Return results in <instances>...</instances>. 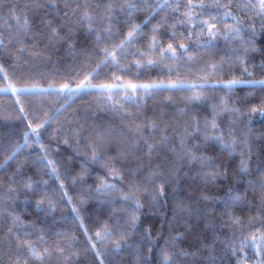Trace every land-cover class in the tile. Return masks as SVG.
<instances>
[{
  "label": "snow or ice",
  "instance_id": "6c2138e0",
  "mask_svg": "<svg viewBox=\"0 0 264 264\" xmlns=\"http://www.w3.org/2000/svg\"><path fill=\"white\" fill-rule=\"evenodd\" d=\"M41 9L45 15L40 24L46 32L29 19L30 11ZM52 12L58 15L53 17ZM139 15L144 19L138 23ZM258 34L264 36V0H0V50L9 55L15 51L17 58L28 51L32 64L31 70L24 68L17 75L0 62V95L14 98L16 118L26 121L28 128L23 143L16 144L0 164L3 169L25 155L0 181V219L6 221L0 223V236L4 237L0 264H81L82 258L88 264H153L159 244L151 240L150 228L140 229L142 210L166 204L168 189L185 166L189 171L195 168V175L188 179L199 181L197 202H203L205 208L213 201L215 204L209 211L197 208L193 212L190 205L177 203L176 213L188 217L180 216L181 227L190 232L195 216L198 222L205 221V230L213 235L205 237L195 251L180 247L185 232L171 236L160 249L159 264H264V164L251 168V129L238 135L255 113L264 116V106L240 107L229 95L237 86L264 92V78H243L254 76L248 62L250 54L257 51ZM81 35L88 46L77 50ZM221 41L230 48L223 55ZM57 42L67 44V52L80 70L45 87L43 81L48 77L35 64L51 63V50ZM236 66H243L240 77L234 74ZM259 67L264 76V63ZM102 69H107L105 82L94 83ZM132 69L134 75L126 80ZM153 69H159L166 79L134 82L141 72ZM165 91L190 93L182 99L187 104L205 105L207 110L190 114L192 109L185 106L170 118L163 111L149 115L147 101ZM217 92L223 95H212ZM92 94H97L100 113L110 116L87 111L81 116L79 109L69 112L76 99ZM30 96L41 98L34 110L21 100ZM163 103L175 102L169 95ZM50 125H54V149L40 141L41 131ZM33 138L35 149L29 143ZM61 143L71 150L69 160L81 161L75 175L62 171L53 158ZM216 149L221 155L227 153L229 159L240 149L238 174L247 178L243 194L229 189L217 199L210 191L230 175L227 164L208 154ZM36 150L38 155L32 158ZM28 164L36 166L34 175H29ZM97 164L103 165L104 173L87 189L94 197L82 196L73 204L66 180L70 177L73 186L86 183L94 170L89 166ZM125 177L131 178L126 186ZM49 180L56 181V190H51ZM22 194L26 207L34 200L35 209L45 215L61 204L70 205L85 246L77 247V238L67 232L57 233L51 245L43 235L33 240L35 225L26 224L16 212ZM93 198L107 202L113 211L109 220L90 234L79 206ZM116 204L121 207L117 209ZM239 206L247 209V218L235 214ZM40 244L45 246L40 248ZM144 248L148 256L143 254ZM126 251L130 261L121 256Z\"/></svg>",
  "mask_w": 264,
  "mask_h": 264
},
{
  "label": "trees",
  "instance_id": "16d2710c",
  "mask_svg": "<svg viewBox=\"0 0 264 264\" xmlns=\"http://www.w3.org/2000/svg\"><path fill=\"white\" fill-rule=\"evenodd\" d=\"M45 15L43 9L30 11L29 19L34 26L44 29V26L40 24V19ZM58 14L52 12V16L56 17ZM62 15V14H60ZM144 19L143 15L137 17L136 22H141ZM157 20L160 17L156 18ZM156 21L154 20L153 23ZM259 22L257 21V24ZM46 42V41H45ZM88 42L81 35L79 42L77 44V50L81 47H87ZM28 48H31V45H28ZM256 48L257 51L253 52L249 56L248 69L249 71L254 72L253 77H243L244 79H261L264 78L261 74L260 65L264 63V36L257 35L256 37ZM220 55H223L225 52L230 51L229 47H226L221 41L219 43ZM52 62H42L37 61L35 67L39 72L43 73L48 79L43 81V86H47L48 83L63 81L66 77L65 74L69 72L79 71V64L75 58L67 52V44L62 42H57L55 48L52 50ZM220 55L216 56V59H220ZM83 58H81V62ZM0 62L5 64L6 68L11 71H15L17 75H20L22 69L28 68L32 69L31 57L29 52L26 51L23 57H16L15 51L11 52V55L0 50ZM15 66V67H13ZM92 67H95L93 64ZM243 66H236L235 75L237 77L241 76V69ZM107 69H102L100 72V79L94 81V83L105 82V73ZM59 73V75H56ZM135 73V69H132V72L128 74L126 80L131 79ZM110 75V73H109ZM82 78V77H81ZM158 78L166 79V77L160 74L159 69H153L151 71L144 70L141 72L139 80L134 82H150L151 80H156ZM227 78H231L229 75ZM123 93H120L122 95ZM171 95L174 100V104L165 106L163 103L164 97ZM186 95H191L190 93L175 92L169 93L167 91L158 95L157 98L149 99L147 101L146 111L149 115H152L154 112L163 111L170 118L178 112V108H183L185 106L192 109L190 114H198L206 111L205 105H191L187 104L182 97ZM212 95L222 96V92L213 93ZM232 97V103L237 104L240 107H249V106H264V92H261L259 88L253 90L248 87L237 86L229 93ZM40 97H22V103L28 108L36 109L39 106ZM14 98L9 95H0V164L3 163L5 156L8 152L15 147L18 143H23L24 133L28 131L27 122L17 119L18 107L13 104ZM97 94L92 95H83L80 98L75 100V103L72 105V109H69V112L79 109L80 115L83 116L85 111L90 115H109L100 113L97 108ZM63 103V101H60ZM67 115V113H65ZM226 119V118H225ZM117 125L120 124L119 120H116ZM54 125H50L48 129L42 130L40 134V141L45 145H50L53 149L56 147L55 143L51 140V131ZM248 128L251 129L250 140H251V168L254 170L258 165L264 164V116H261L259 112L255 113L252 116L250 124L238 135H243L248 132ZM35 138L30 140L31 148L35 149L36 145L33 142ZM29 149H25V153H28ZM240 149L237 150V154L234 159H229L227 153L221 155L219 150L210 151L209 155H214L218 157V162L221 164H227L229 168V178L226 182H223L220 187L212 189L210 191L216 196L217 199L226 196L229 192V189H235L238 193L243 194L247 188V183L245 179H241L238 174L239 165H240ZM71 150L65 149L64 145L61 143L60 151L54 154V159H56L59 164L62 166V171H70L71 175H75L79 171V165L81 163L79 158L69 160V155ZM38 155V150L31 153L32 158H35ZM25 160V155L18 156L17 160L11 161L8 166L3 169H0V181L5 180L7 175H10L17 164ZM26 167L31 168L29 175H34L37 171L36 166L28 164ZM90 169H94L91 172V176L87 177V182L84 184L77 183L73 186L70 182V177L66 180V188L69 192V195L72 197L73 204H77L78 200L82 196L92 195L93 193H88L87 189L89 185L95 186L98 183V179L102 178L104 173V168L102 164L90 165ZM119 167V165H118ZM187 174V175H186ZM195 175V168L189 171L188 166H185L184 169L180 172L179 177L173 181L172 186L169 187L166 194V204L164 206H157L155 208L146 206L142 211L143 215L141 217L140 229H151V240L159 244V248L156 249L155 254L153 255V264H159L160 260V249L165 246V243L169 240L171 236L177 235L179 232H185L181 227L183 221L180 219V216H183L185 219H188L186 213H180L179 215L175 211V205L179 202H183L185 206L190 205L193 212L197 209H204L205 211L211 210L215 201L211 202L207 208L203 202H197L199 197V181L188 179V176ZM36 179H41L40 175H35ZM63 178V177H62ZM43 179H48L47 176H44ZM130 177H125L124 184L125 186L129 183ZM111 182V180L109 181ZM49 185L51 190H56L57 184L54 180H49ZM3 189L0 188V192ZM57 198H59L60 193L55 192ZM25 196L22 194L17 201L16 212L22 215L26 224H33L35 228L33 229L34 235L33 240L38 236L43 235L45 240L49 245L52 244L54 240L57 239V233L67 232L70 235H74L77 238V247L85 246V237L83 232L78 227V223L74 222L71 206L68 204H61L54 213L50 215H45L42 212H38L35 209V201L33 200L32 206L26 207L22 201H24ZM248 200L252 199L251 194L247 197ZM81 208V218L85 221V226L90 229V234L101 226L105 221L109 220L110 214L113 209L108 205L107 202H102L96 198L86 200L83 205L79 206ZM115 207L118 209L121 207L120 204H116ZM118 215H123V213H117ZM235 214L244 216L247 218L248 212L247 209L243 206H239L235 209ZM217 215H219V209L217 210ZM192 230L190 232H185L184 238L179 242L180 247L195 251L197 247H200L201 242L205 237H211L212 232L205 230V221H199L198 218L193 216L191 218ZM0 223H6L0 219ZM112 224H116V220L113 218L111 220ZM121 224L123 221L120 222ZM139 234H137V239H139ZM3 240L4 237L0 236V255L3 254ZM210 242V240H209ZM45 245L40 244L38 247L43 248ZM143 254L148 256L147 248H144ZM122 258L125 261H130L132 257L126 251L121 254ZM31 264H36L35 261ZM81 264H88L82 258Z\"/></svg>",
  "mask_w": 264,
  "mask_h": 264
}]
</instances>
